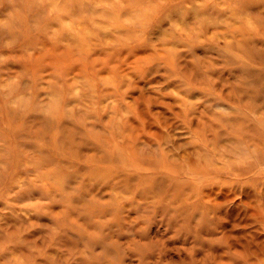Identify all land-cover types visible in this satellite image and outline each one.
Listing matches in <instances>:
<instances>
[{"label":"rangeland","instance_id":"374dc122","mask_svg":"<svg viewBox=\"0 0 264 264\" xmlns=\"http://www.w3.org/2000/svg\"><path fill=\"white\" fill-rule=\"evenodd\" d=\"M0 264H264V0H0Z\"/></svg>","mask_w":264,"mask_h":264}]
</instances>
